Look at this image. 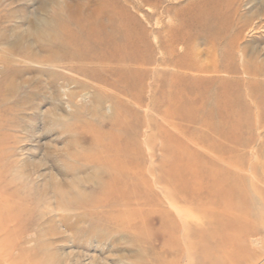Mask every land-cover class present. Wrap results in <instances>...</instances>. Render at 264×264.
I'll use <instances>...</instances> for the list:
<instances>
[{
	"label": "rangeland",
	"instance_id": "1",
	"mask_svg": "<svg viewBox=\"0 0 264 264\" xmlns=\"http://www.w3.org/2000/svg\"><path fill=\"white\" fill-rule=\"evenodd\" d=\"M70 4L87 6L79 12L83 14L94 7L108 9L117 25L131 34L121 30L117 38L100 41L76 23L48 21L52 14L65 18ZM40 19L51 22L65 39L48 41L33 34L38 26L50 29ZM221 28L226 38L216 40ZM232 37L237 44L229 41ZM238 42L253 67H260L255 101L262 104L264 0H0V194L1 199L13 195L9 214H0V223H5L0 238L7 240L0 247V264L13 259L19 264H264L262 228L254 236L240 227L212 230L205 240L213 249L206 261L199 251H186L183 233L178 232V244L167 233L170 206L158 190L163 183L178 186L181 177L182 189L190 184L185 165L191 158L175 149L173 98L189 92L187 83L196 74L192 64L211 69L228 52L237 55ZM68 48L87 58L66 57ZM48 58L59 66L38 62ZM80 64L86 70L80 71ZM256 119L252 106L244 126ZM101 137L105 143L128 144V150L117 152L127 156L131 168L141 153L147 182L131 181L127 188L129 207L142 202L144 208L125 228L112 218V212L125 206L101 200L106 186L114 183L108 169L92 160L111 151L88 149V143L96 144ZM240 143L236 159L247 184L251 187L255 174V181L264 185V128L256 132L255 126L249 127ZM149 188L159 197L150 195ZM253 237L260 243H249Z\"/></svg>",
	"mask_w": 264,
	"mask_h": 264
},
{
	"label": "bare ground",
	"instance_id": "2",
	"mask_svg": "<svg viewBox=\"0 0 264 264\" xmlns=\"http://www.w3.org/2000/svg\"><path fill=\"white\" fill-rule=\"evenodd\" d=\"M68 6L70 12L65 18L61 14H52L48 18V21H50V19L56 21V19L61 18L62 20L64 19V21L60 19L63 26L76 23L83 32L100 41L117 38L121 30H123L127 36L131 34V31L127 27L117 25L116 19L110 16L108 9L94 7V9L83 14L79 12L87 10L88 7L86 5V8L74 7L71 4ZM42 20L43 19H40L41 22ZM35 22H37V20ZM88 22H92L91 24L93 26H88ZM31 23L33 26V19ZM42 24L44 25L43 27H48L50 24V29L48 30L38 26L33 34L38 37L47 38L48 41L49 39H55L56 41L65 39L64 36L59 35V32H55L56 28H51V22L43 20ZM213 25L216 26V23ZM102 31L104 32L102 33ZM53 33L56 37L52 36ZM67 33H69V31H67ZM224 33V30L221 28L220 31L215 34V39L223 40V38H226ZM242 34L243 30L239 32L237 37L238 40L240 38L239 36ZM229 41H231L232 44H237V40L233 37ZM54 53L55 54H52L53 56L58 55L56 54L57 52ZM65 53L66 55H64L70 58L77 56L87 58L84 54L78 53L76 50L72 51L69 48ZM236 54L237 55H234L232 52H228L226 57L217 58L219 60L213 64L211 69L199 65L198 63L192 64L191 69L195 71L196 74L190 79L191 82L187 83L189 87L186 88L189 89V92H178L172 100L174 102L173 117H175L172 122V127H174L175 130V149L177 151H186L191 158L188 164L185 165L189 167L190 184L188 188L185 187L182 189L180 182L183 181V178L181 177L178 178L180 180H177L178 186L172 185L168 187L167 184L164 185L165 183H163L158 190H160L163 196L162 202H167L170 206L165 216L171 228V232L167 231V233H172L173 236L176 237V244H178L179 241L178 232L181 234L183 233L182 235H184L186 239L184 243L186 245V251H199L203 261L209 259V254L207 255V253L213 250L205 245L206 235L212 230L224 231L229 228L237 229L240 227L250 236L256 235L261 228L264 230V215H258L259 211H264L262 207L264 206V185L260 184L259 180L258 182L255 181L257 176L252 174L254 180L251 179V188L250 185L247 184V179L241 163L236 159L238 155L237 152L240 149L238 143L241 145L240 135H242L246 129L248 130L249 127L253 128L255 126L256 132L264 128V125L260 123V121H264V102L262 104H256L255 101L259 97L257 80H259L261 72L260 67H253L252 61L249 59L245 48H239V42ZM38 62L50 66H59L58 62H54V59L51 58L45 60L38 59ZM104 64L107 65L108 62H104ZM68 66L70 67L71 65ZM77 68L83 71L86 70L87 67H85L84 64H80L77 65ZM173 68L179 69L176 66H173ZM175 72H177V70H175ZM241 73L245 75L246 78H239L240 76L238 75ZM180 80L182 79L180 78ZM211 88H213V91ZM241 88H245V91H242ZM262 96L264 97V89L262 91ZM252 106H254L257 111V122H255L256 124L244 126L245 119H247V112L249 113L250 110H252ZM166 117H168V115ZM250 130L248 132L252 133L251 131L253 130ZM101 138H98L99 140L96 141V144L95 142L88 143V149L90 147L91 150L95 151L98 147L96 151H111L112 153L107 155L100 152L101 155H95V158L92 159L99 162L97 166H105L108 169V176L114 179V183L106 186V190H104L105 196L101 200L102 203H110L113 207L125 206L124 210L112 212V218L115 222L119 226L125 228L133 223V214L138 210L142 211L144 208V206H140L142 202H138L140 204L138 207L131 206L132 209H130L129 202L131 194L127 188L131 181H139L140 183L138 182L137 185H140L141 181L147 182L145 172L140 164L141 153H137V162L134 167L131 168L127 156L124 155L122 158V155L117 152L123 149L125 151L128 150V144L125 145V143L122 144L120 142H118L119 144H115V142L105 143L103 137ZM262 142L263 138L261 139V144ZM97 144L103 147H99ZM138 148L137 146V150ZM153 177L156 183H160L157 177ZM251 189L253 194H250ZM116 193H119L120 197H116ZM149 194L154 197H159V192L153 191V188H149ZM137 195L136 198L139 197ZM12 196H5L1 199L0 194V214H9L10 206L8 203L10 199H12ZM173 199L185 203L186 206L180 207L174 204L172 201ZM257 203L262 206L257 207ZM154 209L156 210L157 207ZM130 211L133 213L131 214ZM148 212L152 213V211ZM149 213L148 215L151 214ZM253 215H256V217L251 220ZM145 216H147V214H145ZM6 219L10 221L9 217ZM208 220H210L209 223L211 224L207 222ZM165 222L164 220L162 221L163 224ZM2 229H5V223L4 225L0 223V230ZM194 236L196 238H194ZM5 238H0V247H4L7 244ZM260 240L259 238L253 237L249 239V243L257 245L260 243ZM3 261L2 258V262ZM6 262L10 264H19L14 259ZM212 262H215L214 264H221V261L214 260Z\"/></svg>",
	"mask_w": 264,
	"mask_h": 264
}]
</instances>
